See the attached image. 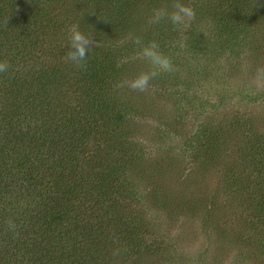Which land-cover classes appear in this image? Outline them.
Wrapping results in <instances>:
<instances>
[{"label":"trees","instance_id":"obj_1","mask_svg":"<svg viewBox=\"0 0 264 264\" xmlns=\"http://www.w3.org/2000/svg\"><path fill=\"white\" fill-rule=\"evenodd\" d=\"M179 2L193 12L184 45L171 20ZM73 28L90 40L79 64L69 59ZM263 35L264 0H0V264L173 262L147 212L174 206L139 142L142 113L124 94L132 55L155 46L196 61L207 36L244 63L256 54L260 70ZM194 160L218 167L243 228L264 236V121L251 111L206 131Z\"/></svg>","mask_w":264,"mask_h":264},{"label":"rangeland","instance_id":"obj_2","mask_svg":"<svg viewBox=\"0 0 264 264\" xmlns=\"http://www.w3.org/2000/svg\"><path fill=\"white\" fill-rule=\"evenodd\" d=\"M177 5L189 7L182 2ZM192 20L193 15L185 16L175 24L183 45ZM207 25L199 31L208 34ZM213 43L212 37H203L202 52L207 56L201 54L196 61L178 60L176 57H182L179 54L173 57L152 52L153 47L139 48L127 69L124 94L142 113L139 142L147 160L158 167L154 179L160 195L168 206H174L169 212L154 207L147 211L166 241L168 253L172 252L167 257L174 260L163 258L156 264H264V257L257 255L264 246V236L256 233L255 237L243 228V219L235 215L220 191L218 167L202 166L194 160L195 144L206 131L251 111L259 123L264 121V64L255 70L252 60L256 54L249 53L244 63L247 58L214 51ZM183 50L186 55L187 47ZM145 77L147 84L141 87ZM240 140L244 138L235 140V147H241ZM233 148V144L226 146L222 157L231 156ZM224 162L231 161L226 157ZM216 195L220 199L210 207L213 213L204 217L203 210ZM243 234L252 238L246 241ZM173 255L180 259H173Z\"/></svg>","mask_w":264,"mask_h":264},{"label":"clouds","instance_id":"obj_3","mask_svg":"<svg viewBox=\"0 0 264 264\" xmlns=\"http://www.w3.org/2000/svg\"><path fill=\"white\" fill-rule=\"evenodd\" d=\"M192 15L193 12L190 8L181 6L178 8L177 12L172 14L171 20L174 24H178L182 21V17L185 16L190 17ZM70 40H71L72 51L70 52L69 59L79 64L86 59L87 52L90 46V40L87 36H85L82 32H80L76 28L72 29ZM164 66L165 67L167 66L166 62H164ZM7 67L8 65L6 63L0 62V71H5ZM147 79H148L147 77L143 78L140 84L141 87L147 84ZM9 227L10 228L14 227V224L11 221L9 222Z\"/></svg>","mask_w":264,"mask_h":264}]
</instances>
